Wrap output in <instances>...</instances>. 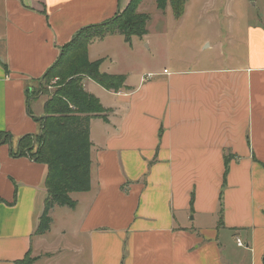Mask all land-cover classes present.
<instances>
[{"label":"crops","instance_id":"0c3cea01","mask_svg":"<svg viewBox=\"0 0 264 264\" xmlns=\"http://www.w3.org/2000/svg\"><path fill=\"white\" fill-rule=\"evenodd\" d=\"M140 1L144 35L109 32L87 46L101 72L125 76L117 90L82 78L103 108L89 120L91 186L36 235L48 169L14 154L41 128L48 95L34 91L77 29L129 1L0 0V264L26 253L34 264H264V24L244 21L239 35L212 0L195 11L187 0L180 18ZM188 18L218 53L169 46Z\"/></svg>","mask_w":264,"mask_h":264},{"label":"trees","instance_id":"16d2710c","mask_svg":"<svg viewBox=\"0 0 264 264\" xmlns=\"http://www.w3.org/2000/svg\"><path fill=\"white\" fill-rule=\"evenodd\" d=\"M128 1L121 11L106 21L77 29L73 38L62 46L57 59L41 76V84L34 91L35 95H44V81L57 77L60 82L50 91L43 105L45 117H35L41 123L40 131L22 135L14 153L28 155L44 163L48 169L44 181L47 195L36 226V235L49 231V211L54 205L74 207L76 202L69 193L86 191L91 186L89 120L103 112V108L94 95L84 91L82 78L90 77L107 90H117L123 85L125 76L101 72L102 60L90 61L87 46L92 39L109 32L123 34L127 41L132 36H142L147 32L146 23L150 16L137 11L140 0ZM186 1L156 0V6L163 11L170 3L173 15L180 18ZM7 137V133L0 132V145L8 140ZM226 171L227 162L224 182ZM34 261L35 258L26 253L23 259L13 264H34Z\"/></svg>","mask_w":264,"mask_h":264},{"label":"rangeland","instance_id":"374dc122","mask_svg":"<svg viewBox=\"0 0 264 264\" xmlns=\"http://www.w3.org/2000/svg\"><path fill=\"white\" fill-rule=\"evenodd\" d=\"M147 2L143 5V7L145 8V12L149 13L153 10V4L151 0H146ZM211 0H191L190 5H189V9L192 10H202V8L207 7V3H209ZM213 2H216L218 5L220 6H225V10L224 12L227 13L225 14L224 17H221L222 19V23H226L231 19H235L236 17V21H237V28H238V32L239 35L241 34V27L243 25L244 21H247V23H259V24H264V0H212ZM141 2V1H140ZM139 2V3H140ZM170 5V3H168ZM167 4V5H168ZM166 5V6H167ZM171 6V5H170ZM230 7V13L228 12L227 7ZM231 11L234 13H231ZM194 18H188V20L183 23L181 26H186V30L183 29H177V31H175V36L172 39V35L169 36V38L172 40H170L169 46H171V48L175 47V50L179 53H184V54H189L192 53L193 55H197L199 53H211V55L218 53L217 49L214 48L213 46L211 47H206L205 45H207L206 43H204V45H201L200 42L198 41V35L197 32H195L196 28L192 27V25H196L193 22ZM202 19H209L208 15H202ZM192 24V25H191ZM178 26V27H181ZM169 28H177V25L171 23V25H168ZM171 30H170V34H171ZM206 47V48H205ZM227 52V51H226ZM60 82L58 80H56L55 82L53 81V79L48 80V82L44 81L43 82V93L44 96L46 95H50V91L54 90L57 85ZM38 87H36L37 90ZM43 95V94H42ZM31 104H30V108H32L33 112L35 111L34 109V105L38 102L36 99L31 100ZM74 192H70L69 196L73 195ZM78 193V192H76ZM72 197V196H71ZM73 199V198H72ZM57 206L60 207L59 205H54L52 207V209ZM69 207V206H68ZM71 208V207H69ZM52 209L49 211L50 212V223H49V227L52 225L53 222V215H52ZM43 210V208H42ZM42 210H41V214H42ZM40 214V216H41ZM56 216V215H55ZM39 222V219H38ZM37 222V224H38ZM60 223L58 220H56L55 222V226L59 227ZM51 228V227H50ZM50 230V229H49ZM57 238H59L62 234V232H56ZM69 234V232H68Z\"/></svg>","mask_w":264,"mask_h":264},{"label":"built area","instance_id":"2783aa9c","mask_svg":"<svg viewBox=\"0 0 264 264\" xmlns=\"http://www.w3.org/2000/svg\"><path fill=\"white\" fill-rule=\"evenodd\" d=\"M164 72H165V70H164ZM151 74L150 73H146V74H144V76H143V80H145V79H148V78H151ZM58 78L57 77H55V78H53V81L55 82L56 80H57ZM236 243H237V245H239V246H243V242L241 241V239H239V238H237L236 239Z\"/></svg>","mask_w":264,"mask_h":264},{"label":"water","instance_id":"95a60500","mask_svg":"<svg viewBox=\"0 0 264 264\" xmlns=\"http://www.w3.org/2000/svg\"><path fill=\"white\" fill-rule=\"evenodd\" d=\"M41 117H45L44 115H42Z\"/></svg>","mask_w":264,"mask_h":264}]
</instances>
